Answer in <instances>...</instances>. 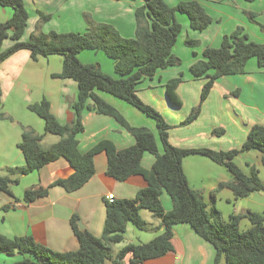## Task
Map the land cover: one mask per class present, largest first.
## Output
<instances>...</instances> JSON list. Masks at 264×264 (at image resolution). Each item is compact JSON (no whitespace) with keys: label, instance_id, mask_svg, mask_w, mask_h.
Instances as JSON below:
<instances>
[{"label":"trees","instance_id":"trees-1","mask_svg":"<svg viewBox=\"0 0 264 264\" xmlns=\"http://www.w3.org/2000/svg\"><path fill=\"white\" fill-rule=\"evenodd\" d=\"M143 1L144 4L135 10L134 38H124L114 26L96 23L89 15H85L88 24L85 33L51 31L45 34L42 26L51 20L52 15L39 11L36 30L29 40L24 41L29 21L25 1L0 0V8L13 10L11 18L0 23V65L21 50L29 51L34 61L39 57L59 55L63 57L62 71L52 77L71 79L78 85L77 99L72 103L74 120L69 135L67 128L52 113L51 103L47 98L44 97L40 102L29 106L30 111L44 120L45 133L59 136L60 141L46 149L41 144L43 135L32 128L22 127V139L18 147L24 155L25 165L7 169L8 175L0 178V195L14 197L11 188L19 183L21 176L38 171L62 157L70 163L74 173L68 178L57 180L50 187L58 186L67 192H74L94 176L95 158L100 153L106 155L107 174L110 177L123 182L131 176L142 175L148 183L134 199L112 202L105 200L106 217L102 237L81 230L77 216H73L70 225L79 242L77 251L57 252L36 242L32 236L8 238L0 233V254L25 256L15 264H107L108 261L113 264H126L125 259L129 255L131 264H142L173 250V227L178 224L190 225L200 237L214 246L215 264H264V216L248 211L245 214L231 215L226 222L216 206L217 194L224 188L230 189L236 199L264 192L259 171L252 167L250 174H245L235 163V158L241 153L257 150L262 153L264 165V126L254 125L242 147L230 151L183 149L170 143V125L158 110L141 100L137 94L138 85L146 78H153L161 70L181 65L180 58L174 53L183 31L177 14L186 15L190 28L200 32L206 30L213 19L198 0L181 1L173 7L165 0ZM249 17L253 21L255 16L250 13ZM6 40H10L12 45L4 50L3 44ZM185 42L190 46L198 45L197 40L189 38ZM84 51L104 53L113 61L118 78L105 73L99 63H82L79 55ZM251 59H256L259 68H264V43L251 41L243 27L224 35L220 47H206L202 52V59L189 68L193 78L206 79L200 101L180 126H188L200 116L204 102L221 78L244 74ZM182 78L183 73H180L167 84V95L175 106L182 105L177 94ZM100 93L121 99L152 119L156 124L163 151L160 152L158 140L150 129L131 126L118 109L104 100ZM86 110L112 117L134 136L136 143L118 150L112 142L103 141L82 153L79 150L78 136L85 130L83 114ZM0 118H4L3 114ZM224 133L222 128L212 132L214 136ZM146 153L155 158L149 170L142 166ZM190 155L205 156L232 175L231 181L219 184L211 193L210 204L188 182L183 160ZM50 187L29 188L23 200L30 203L46 197ZM164 193L172 200L173 207L170 211L163 207ZM142 209L151 211L161 220L164 232L146 244L127 245L112 256L111 247L123 241L129 223L141 231L150 229L148 222L141 216ZM244 218L249 219L252 226L242 231L240 223Z\"/></svg>","mask_w":264,"mask_h":264},{"label":"crops","instance_id":"crops-1","mask_svg":"<svg viewBox=\"0 0 264 264\" xmlns=\"http://www.w3.org/2000/svg\"><path fill=\"white\" fill-rule=\"evenodd\" d=\"M24 1L30 13L24 41L29 40L39 22L38 13L33 15L30 7H33V11L52 15L51 20L42 26V32L45 34L51 31L85 33L88 29L85 15H89L96 23L114 26L124 38H134L135 10L144 4L143 0ZM198 1L206 10L207 6L202 2L204 0ZM244 3L251 5H241L238 16L233 17L232 29L227 30L226 34L233 33L238 27H244L251 41L264 42V0H244L242 4ZM243 8L248 16L253 13L254 22L242 11ZM12 14L11 8H0V23L9 20ZM188 25L189 23H185V26ZM206 31H209V27ZM224 35L225 33H216L215 41L203 47V50L206 47L220 46ZM11 45L12 42L6 40L3 49ZM203 50L201 55H194V59L188 63V70L182 71L183 81L177 89L182 101L181 106L172 104L167 95L168 82L181 73V69L176 67L161 70L153 78L144 79L138 85L137 94L144 103L154 107L164 116L170 125L169 140L173 146L216 151L240 149L254 125L264 126V68H259L257 60L251 59L244 74L221 78L204 102L200 116L188 126H180L191 110L199 104L201 90L206 82V79L193 78L189 70L194 62L202 59ZM101 57L103 56H100L99 52L94 51H84L79 55L82 63H99L105 73L118 78L113 61L103 62L100 61L104 59ZM41 59L46 62H34L29 51L21 50L0 65V103L3 104V107H0V115L4 116L0 118V178L8 175V168L25 165L24 155L18 147L22 139V127L32 128L36 133L43 135L41 144L46 149L60 141L59 136L45 133L44 120L29 110L30 105L40 102L44 97L47 98L51 103L52 113L67 128V135L71 133L74 120L72 103L77 99L78 85L71 79L52 77L62 71V56L39 57L37 61ZM42 65L47 66L48 73L45 76L40 72ZM100 95L118 109L131 126L150 129L158 140L160 152L163 151L156 124L152 119L121 99L107 93ZM83 124L85 130L78 136L79 150L82 153L88 152L103 141L112 142L118 150L136 143L134 136L112 117L86 110L83 114ZM220 128L224 129L225 133L214 136L213 130ZM154 160L153 155L146 153L142 160L144 169H151ZM235 163L245 174H250L251 168L255 167L264 183L261 152L252 150L241 153L235 158ZM95 167L96 172L90 181L74 192H67L58 186L50 187L57 180L68 178L74 173L70 163L63 157L38 171L21 176L19 183L12 185L14 197L0 195V233L8 238L32 236L36 242L54 251L73 252L79 249V242L70 221L73 216H77L78 223L84 226L83 230L96 237H102L107 196L112 194L115 200L134 199L148 183L142 175L131 176L123 182L110 177L107 174L105 153H100L95 158ZM183 168L190 186L201 193L207 204H210V195L219 184L232 180V175L224 167L202 155L186 157L183 160ZM32 187H50L49 194L26 203L23 200L24 194ZM162 204L166 211L172 210L173 203L167 193L162 195ZM216 206L226 222L230 220L231 215L245 214L248 211L264 216V192L236 199L230 189L224 188L217 194ZM140 213L150 225V229L141 231L129 223L123 241L111 247L112 256L127 245L146 244L164 232L161 220L156 218L154 213L146 209H142ZM251 226L249 219H242V231ZM171 242V252L142 264H215L214 246L200 237L190 225H175ZM24 258L23 255L0 254V264H15ZM130 258V255L126 257V264H131ZM107 264L113 263L108 261Z\"/></svg>","mask_w":264,"mask_h":264},{"label":"rangeland","instance_id":"rangeland-1","mask_svg":"<svg viewBox=\"0 0 264 264\" xmlns=\"http://www.w3.org/2000/svg\"><path fill=\"white\" fill-rule=\"evenodd\" d=\"M181 1L182 0H166V2L169 5H171L172 7L176 6ZM243 1H241V0H204V1H202L207 6L206 7L207 13L213 19L212 24L209 26V31L205 30L203 32H200V31L192 30L189 27V25H188V27L185 26V23H189L187 16L182 15V14H177V20L182 25L183 31H182V35L180 36V38L178 40V43L176 44V47L174 48V53L181 60V65L176 67L177 69H181V73L184 70L185 71L188 70V63L192 59H194V53L195 52L198 53V55H201V51L203 50V47H205L206 45H209V43H212L215 41L214 37H215L216 33H223V34L225 33V35H229V34H226L228 32L227 30L232 29L233 21H234L233 17L238 16V10H239V8H242L241 5H245V7L248 5H251L250 3L242 4ZM30 9H31L33 15H36L38 13L36 11H33V7H30ZM244 10L245 9L243 8L242 11L247 15L246 11H244ZM27 11L29 13V10H27ZM249 19H250V17H249ZM250 21H252V20L250 19ZM252 22H254V20ZM256 23H258V22L256 21ZM188 38L193 39V40H197L198 45L197 46L187 45L185 41ZM252 41H254L256 43H264V42H261L262 40H258V41L252 40ZM218 47H220V46L218 45L217 48ZM86 52L89 53V51H86ZM99 54H100V56H103L101 58H104L103 60L100 59V61H103V62L110 61V59H108L104 55V53L99 52ZM34 62H46V61L41 59L39 61H34ZM37 68H39V67L37 66ZM40 70H41L40 72H41V74H43V76H45L48 73L47 66L42 65ZM0 107H3V104L0 103Z\"/></svg>","mask_w":264,"mask_h":264},{"label":"built area","instance_id":"built-area-1","mask_svg":"<svg viewBox=\"0 0 264 264\" xmlns=\"http://www.w3.org/2000/svg\"><path fill=\"white\" fill-rule=\"evenodd\" d=\"M106 199L112 202L113 200H115V197H114V195L110 194L107 196Z\"/></svg>","mask_w":264,"mask_h":264},{"label":"water","instance_id":"water-1","mask_svg":"<svg viewBox=\"0 0 264 264\" xmlns=\"http://www.w3.org/2000/svg\"><path fill=\"white\" fill-rule=\"evenodd\" d=\"M79 228H80L81 230H83V229H84V226H82V224L79 223Z\"/></svg>","mask_w":264,"mask_h":264}]
</instances>
